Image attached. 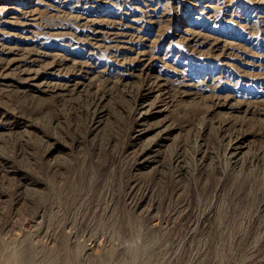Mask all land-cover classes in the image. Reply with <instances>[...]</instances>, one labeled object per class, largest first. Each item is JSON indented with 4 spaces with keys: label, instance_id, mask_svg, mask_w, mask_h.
Segmentation results:
<instances>
[{
    "label": "rangeland",
    "instance_id": "1",
    "mask_svg": "<svg viewBox=\"0 0 264 264\" xmlns=\"http://www.w3.org/2000/svg\"><path fill=\"white\" fill-rule=\"evenodd\" d=\"M79 1L51 0L57 6L66 7L69 17L66 13L53 18L48 16L44 18L46 23H42L68 24L70 30L87 33L88 26H77V19L84 14L95 17L107 12L110 15L114 13L115 18L152 14L158 19L163 13L168 17L167 22L152 26L154 48L169 54L167 64L170 66L174 67L173 63L177 60L189 62L187 74L203 82L196 91L203 90L202 93L215 97L184 99L182 108L195 103L190 113L195 112L196 115L190 118L187 132L185 129L182 134L179 132L181 142L164 154L163 168L154 171L150 167H140L138 150L143 139H133L134 116L131 108L142 79L121 78L118 71L115 73L110 66V53L93 46L97 38L93 33L82 37L81 42H73L74 53L94 72L106 70L101 75H95L91 81L83 80L84 86L81 84L63 97L49 94L34 99L27 95L26 99L17 95V88L15 90L13 87L23 81L11 74L5 76L10 69L4 72L5 64L0 62V77L3 79L0 78V83H11L10 90L0 85V106H3L0 107V114L8 107L7 110H11L9 115L14 120L30 123L25 135L15 132L9 139L0 140V264H3L6 247L12 248L14 245L11 239L15 231L22 234L21 242L14 245L18 246L16 264L39 263V258L47 255L48 251L45 250L44 254L38 252L36 247H32L33 241L40 237L44 240L49 234L55 236L57 250L52 252L60 258L59 264L62 261L67 264H105L103 257L75 258L77 246L90 247L95 243H99V250L112 246L119 253L115 258H124L126 254L122 245L133 242V226L149 220V216L140 214L135 207L136 201L145 192L148 195L146 205L155 206L156 217L163 225L166 224L165 229L152 230L141 240L155 243L149 256L152 262L264 264V0H211L214 8L198 6L199 2L207 0ZM133 6L140 10L135 11ZM72 15L77 18L73 19ZM114 26L118 27L119 21ZM177 26L178 29L187 26L202 33L188 32L182 39L176 38L170 43L168 41ZM59 40L53 38L49 44L58 45ZM132 45L137 47L139 43L133 41ZM77 67L80 75L85 76L84 67ZM68 70L71 71V68ZM69 75L60 74L55 79L71 80ZM224 95L231 98L224 100ZM216 96L222 97L218 99ZM182 120L186 118L178 119L180 126ZM228 135L243 141L247 151L240 169L231 177L224 175L225 161L221 156ZM204 150L210 163L202 169L198 160ZM177 155L188 173L182 178L176 177L169 162L171 157L177 158ZM10 168L22 174L10 176L7 172ZM26 179L35 186H25ZM218 183L222 186L213 193L215 208L206 210L208 201L203 198H200L203 201H199L197 196L209 193L210 188L213 189ZM214 201L223 205L219 214ZM41 213L43 222L36 227L33 220ZM60 222L70 232L69 244L64 236L60 235L59 238L61 231L56 228L62 226ZM65 242L70 250L63 254L64 250L60 251L58 247L66 245Z\"/></svg>",
    "mask_w": 264,
    "mask_h": 264
},
{
    "label": "bare ground",
    "instance_id": "2",
    "mask_svg": "<svg viewBox=\"0 0 264 264\" xmlns=\"http://www.w3.org/2000/svg\"><path fill=\"white\" fill-rule=\"evenodd\" d=\"M77 1H79V0H77ZM106 1H108V0H105V2ZM230 2H228V3H230ZM211 3H212L211 0H207L206 2L205 1L199 2L198 6L205 7V8H212V7L214 8L215 5L211 6ZM228 6H229V4H228ZM132 8L135 9V11L140 10L136 7L134 8V6ZM219 8H221V7H219ZM112 9H113V7H112ZM216 9L217 8H215L214 10H216ZM199 12H201V11H199ZM204 12L205 11H203V13ZM62 13L67 14L69 12H67L66 7L57 6L54 3H51V0H0V62L2 63V61H3V63L5 64L4 65L5 68H3L4 72H5V70L10 69L8 72L5 73V76H8L9 74H11L12 76H15L16 79L23 81L22 83L18 82V86L14 85L15 87H13V88L15 90L17 88V90H16L18 92L17 95H19L21 97H25V98L27 95H29L35 99V98L45 96V95H49V94H53L54 97L55 96L57 97V96H62L65 93L74 91L75 89L80 87L83 80L91 81V79L94 78L95 75H101V73L105 72V70H106V68H105L104 71L99 70V71L94 72V70H91L88 68V64H86L85 62L79 61V59H78L79 57H77L75 55L76 52L74 53L73 42L74 43H77L78 41L81 42V39L83 40L82 37H85L88 33H93V36L97 37L94 39V41L92 40L93 46H96V48H98V49L103 48L104 51L110 53V55H111V65L110 66H112L115 69V73H116V71H118L119 74L121 75L120 76L121 78H123L125 76V77H134V78L137 77V78L142 79L140 86H138L139 89H138L137 94L134 98V102L132 103L133 107L131 108L133 116H134L133 139H135V140H142L143 139L142 143L140 141L141 146L139 147V150H138V159L140 160V167L141 168L150 167L151 169H154V171L155 170L160 171L163 168L164 154L167 153L171 147L173 149V147L177 145V143L181 139V135L179 134V132L181 133L184 129L186 131V127L188 128V123L189 122L191 123L190 118H192L196 115L195 112L190 113L191 108H193L195 103H192V105H186L185 107L182 108L181 104L184 101V99L190 97L191 100H196L197 97H199L198 99H200V98L205 99V97H207V98L208 97H213V98L215 97V95H212V94L206 95V94L202 93L203 90L201 92L196 91L198 86L201 83L203 84V82H201L200 80H194L192 77H190L187 74V66H188L189 62H184L183 60H177L176 63L175 62L173 63V65H175L174 67L170 66L167 64V59H169V54L163 53L161 50L154 48L153 42H154L155 33H153L154 31L152 32V26L154 24L156 25L159 22H167L168 17L165 16V14H163V13L160 16H158L159 17L158 19L156 18L157 16L152 15V14L147 15V16L145 15L146 17H144L142 15L133 14L127 18L126 17L125 18H123V17L115 18L113 16L114 15L113 12H112L113 15H110L109 13L107 14V12H106L105 14H97V15H95V17H90V16H88V14L85 15L83 13L84 16H81L79 19H77V21L79 22V24L77 26H79L80 24H83L84 26H88L86 28L87 33H84L81 31H80L81 32L80 33L76 30H70V26H68V24H63V23L60 25H55L53 23H52L53 25H50L48 23H47L48 25L45 24L46 20L44 21V18H49L48 16H51L52 18L57 17L59 14H61L63 16ZM69 15L71 17V14H69ZM67 16H68V14H67ZM78 17H79V14H78ZM199 17H201V16H199ZM209 17H211V14ZM76 18L77 17L74 18V16H73V19H76ZM118 21H119V26L118 27L114 26ZM42 22H45L44 23L45 25ZM187 26L186 27L182 26L179 29H178L179 26H177L176 29L174 30L175 32L172 34V36L170 37L171 39L168 42L172 43L174 41V39L181 38L183 35L189 34L188 32H191V33L197 32V34L202 33L199 31L189 29V28H187ZM250 34H251V32H250ZM251 35H253V34H251ZM193 37L194 36H192V38ZM209 37L211 38L212 36H209ZM53 38H58V40L60 38L59 41H61V42L58 45H50L49 40H51ZM207 39H209V38H207ZM133 41H137L139 43V45L137 47L133 46L132 45ZM156 41H157V38H156ZM85 42H87V41H85ZM211 42H212V40H211ZM182 43H184V41H182ZM213 43H214V39H213ZM213 43H212V45H213ZM230 43H232V42H230ZM91 45H92V42H91ZM168 45H169V43H168ZM168 45H167V47H168ZM226 47H227V45H226ZM77 53H78V51H77ZM126 54H129V55H126ZM210 56H211V54H210ZM226 57H227V55H226ZM92 59H93V56H92ZM107 59H109V56H107ZM86 60H88V59H86ZM77 66L84 67L85 76L80 75V71H78L79 69ZM65 67H67L68 69L71 68V71ZM74 67L75 68L77 67V68L74 69ZM72 68H73V70H72ZM65 69H67V71ZM75 70H77L78 73H76ZM82 72H83V70H82ZM71 73L73 75H69ZM60 74L63 76L69 75V78H72V79L71 80L55 79V77L59 76ZM5 76H2V77L4 78ZM1 80H3V79L1 78ZM5 82L0 83L1 87H3V89H5V88L9 89V86L11 83L5 84ZM6 83H8V82H6ZM81 86H84V85L82 84ZM210 87H213V85L212 86L210 85ZM200 90H201V88H200ZM213 90H214V88H213ZM1 91H2V88H1ZM8 93H9V91H8ZM6 94H7V92H6ZM174 94H176V97L174 96ZM224 96H225L224 100H228L229 98H231L229 95H224ZM221 97L216 96V98H218V99H220ZM32 98H31V101H32ZM38 99H40V98H38ZM0 107H3V106H0ZM5 107H7V106H5ZM7 108L4 109V111L0 114V140H5L6 138L9 139V137L12 135V133L15 134V132H18L20 134L22 133L25 135L26 133H28V128L30 127V123H28L26 120L25 121L24 120H22V121L17 120L16 121L13 119L14 117H10V115H9L10 109L7 110ZM14 111H15V109H14ZM17 112H19V111H17ZM103 115H105V114H103ZM182 117L186 118V120L185 121L182 120V126H180L177 122H178V119H180V118L182 119ZM106 121H107V119H106ZM183 123H185V124L183 125ZM102 125H104V124H102ZM27 136H29V135H27ZM225 138L226 139L224 140V145L222 148V155H221L223 157L222 159L225 161V165L223 164L225 166V171L224 170L223 171H224L225 176L231 177L232 174L235 175L234 172H236V171H238V169H240V167L242 165V160L246 156L247 151H246L245 144L239 138H233L229 135L226 136ZM13 141H15V140L13 139ZM202 143H204V142H202ZM21 148H23V147H21ZM21 154H23V153H21ZM135 155H137L136 152H135ZM207 155L208 154H207L206 150H204L199 157L198 163H199L200 168H202V169H205V167H208V164L210 163V162L208 163V161H207L209 159L207 157ZM177 156H178L177 158L171 157L169 162H170V166H172L174 168V169L173 168L172 169L175 170L176 177L182 178V176H185V174H188V173L186 171V166L184 167L182 164L181 157L179 155H177ZM209 157H210V155H209ZM224 161H223V163H224ZM210 168H211V166H210ZM16 170H18V169H16ZM7 172L10 174V176H16L18 174H22V173H20V171H15V169H11V168L9 170L7 169ZM212 173H210V174H212ZM240 174L242 175V172ZM244 174L246 175V173H244ZM247 176H249V175H247ZM237 177H239V176H237ZM232 178L234 179V177H232ZM28 180L29 179H26V181L24 182L25 186H35V185H33V183L29 182ZM244 180L246 181V179H244ZM237 181H240V179ZM206 183H207V181H206ZM202 186L204 187L203 184H202ZM221 186L222 185L220 183H218L216 185V187L215 186L213 187V189L210 188V190L208 191L209 193L206 192L205 194L202 193V195H200V197H198L199 195L197 196V200H199V201L202 198L205 201H208V205H207L208 207L206 210H209L213 207L215 208V206L213 205V200H214L213 195H215V194H213V193L218 188H221ZM206 188H207V186H206ZM207 189H209V188H207ZM199 190H200V188H199ZM219 190H221V189H219ZM147 196L148 195L145 192V194H143L140 197V199H138L139 201L138 202L136 201L137 204H135V207L137 208V210L139 211L140 214L144 213V215L146 214L147 216H149V220L142 225L137 224L138 226L137 225L135 227L133 226V228H132L133 242L126 243V244L122 245L123 253L126 254V257L115 258V255L118 252L116 253L115 249L112 248V246L103 247L101 250L97 249L98 244H99L97 242L98 244L95 243L94 246L91 245L90 247L81 246V248H79L77 246L75 248V258L76 259L79 258L80 260H83L88 256L99 257V258L103 257L106 259L105 264H161V262L155 263L149 259L150 251L152 250V248L155 247L154 246L155 243L153 241H148L147 239L145 242H142L143 237L145 239V235L147 233L151 232L152 230L165 229L166 228V224L164 223L165 225H163L158 220V218L156 217V214H155L156 212H154L155 206H153L151 204L146 205L147 204L146 201H148ZM85 199H86V197H85ZM201 201H203V200H201ZM56 203H57V201H56ZM215 203L217 206L216 211L219 214V212H220L219 210L223 209V205H220L221 203H218L217 201ZM218 206H219V208H218ZM72 207H74L73 204H72ZM54 208H55V206H54ZM224 209H225V207H224ZM42 215L43 214L41 213L40 215H37L34 218V220H33L34 226L38 227L37 225H39L41 222H43L42 220L44 218L41 220ZM56 215L58 216L57 213H56ZM77 215H79V214L77 213ZM77 215L75 214L74 216H77ZM49 219H50V217H49ZM60 221H62V220H60ZM75 221H77V220H75ZM59 224H61V222ZM61 225L62 226L59 225L60 226L59 228H56L59 231H61L60 232L61 234H59V238H60V235H61V237L64 236L67 239V243H68V241L70 240V237H69L70 232L68 231V229L65 230V228L63 227V224H61ZM105 228H107V227H105ZM53 230H55V229H53ZM13 234H14V236H12V237H14V238L11 239V240H13V242L11 240L10 241H11V244L14 243V245H15L20 241V239H22V237H21L22 234L20 233L21 234L20 235V234H18V232L16 233V231ZM118 235H120V234H118ZM27 236H29V235H27ZM35 237H37V236H35ZM94 240H96V239H94ZM7 241L10 242L9 240H7ZM63 241H66V240H63ZM33 242H34V246H32V247H36L38 252H41L44 254L45 250L48 251L47 255L44 254L43 257L39 258L40 260L38 261L39 263H37V264H59L60 258H58L54 252H52V250H57L56 244H55V236L49 234L48 237L45 238L44 240H42L40 237V239L36 238L35 241H33ZM75 242H76V240H75ZM67 243H66V245L64 244V245H61L58 247V250H60V251L64 250L63 254L65 253V251L70 250L69 245H68L69 243L68 244ZM76 243H77L76 245H78V241ZM14 245L12 248L6 247V249H5V247H3L5 249V254L3 255V262H2L3 264H16L17 263L15 255L18 254V253H16V247L18 249V246L14 247ZM116 248H117V246H116ZM159 258H161V257H159ZM66 260H67V258H66ZM155 260H157V259L155 258ZM159 260L160 259H158V261ZM162 260L164 261L163 258H162ZM62 264H67V262L65 263L62 261Z\"/></svg>",
    "mask_w": 264,
    "mask_h": 264
}]
</instances>
